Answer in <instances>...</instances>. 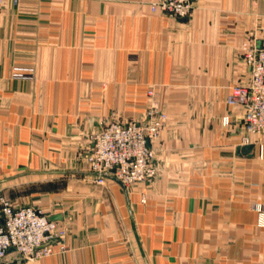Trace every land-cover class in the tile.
Masks as SVG:
<instances>
[{
    "label": "crops",
    "instance_id": "0c3cea01",
    "mask_svg": "<svg viewBox=\"0 0 264 264\" xmlns=\"http://www.w3.org/2000/svg\"><path fill=\"white\" fill-rule=\"evenodd\" d=\"M155 1L0 3V194L66 229L49 255L10 249L6 264H264L260 137L243 143L245 107L227 103L264 0H192L187 18ZM153 106L155 179L97 181L78 160L91 132Z\"/></svg>",
    "mask_w": 264,
    "mask_h": 264
},
{
    "label": "built area",
    "instance_id": "2783aa9c",
    "mask_svg": "<svg viewBox=\"0 0 264 264\" xmlns=\"http://www.w3.org/2000/svg\"><path fill=\"white\" fill-rule=\"evenodd\" d=\"M3 0H0L2 3ZM153 11L176 18H187L194 9L192 0H159L151 4ZM244 58L251 68L247 82L232 87L227 98L229 105H244L245 118L242 138L244 144L253 143L251 135L259 136L256 142L260 156H264V37L251 39L244 45ZM32 77V74L18 73ZM167 115L158 106L149 108L145 120L110 121L100 130L91 132V146L78 155V160L96 174L100 183L105 174H112L125 187L151 182L157 175L156 150L151 143L158 140L166 126ZM230 117L223 118L229 124ZM0 264H6L10 249H14L30 262L49 255L50 243L62 239L66 229L41 208L15 207L0 196Z\"/></svg>",
    "mask_w": 264,
    "mask_h": 264
},
{
    "label": "water",
    "instance_id": "95a60500",
    "mask_svg": "<svg viewBox=\"0 0 264 264\" xmlns=\"http://www.w3.org/2000/svg\"><path fill=\"white\" fill-rule=\"evenodd\" d=\"M105 175H107V174H105ZM51 219L52 220H59V219H61V217L58 215H54V216H51Z\"/></svg>",
    "mask_w": 264,
    "mask_h": 264
},
{
    "label": "rangeland",
    "instance_id": "374dc122",
    "mask_svg": "<svg viewBox=\"0 0 264 264\" xmlns=\"http://www.w3.org/2000/svg\"><path fill=\"white\" fill-rule=\"evenodd\" d=\"M158 1H159V0H158ZM155 2H156V1H155ZM254 37H255V36H254ZM263 37H264V36H263ZM164 128H165V127H164ZM164 128H163V129H164ZM163 129H162V130H163ZM161 132H162V131H161ZM161 132H160V134H161ZM159 137H160V135H159ZM158 139H159V138H158ZM156 141H158V140H156ZM83 168H85V167H83ZM85 169H86V168H85ZM86 170H88V169H86ZM88 171H89V170H88ZM158 172H159V170H157V174H158ZM92 173H93V172H92ZM156 176H157V175H156ZM0 196H4V195H1V194H0ZM4 197H5V196H4ZM5 198H6V197H5Z\"/></svg>",
    "mask_w": 264,
    "mask_h": 264
}]
</instances>
